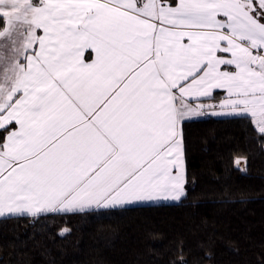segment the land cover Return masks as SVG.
<instances>
[{"label":"snow or ice","instance_id":"6c2138e0","mask_svg":"<svg viewBox=\"0 0 264 264\" xmlns=\"http://www.w3.org/2000/svg\"><path fill=\"white\" fill-rule=\"evenodd\" d=\"M206 112L264 151V0H0V222L179 201Z\"/></svg>","mask_w":264,"mask_h":264},{"label":"trees","instance_id":"16d2710c","mask_svg":"<svg viewBox=\"0 0 264 264\" xmlns=\"http://www.w3.org/2000/svg\"><path fill=\"white\" fill-rule=\"evenodd\" d=\"M183 133L180 201L8 219L0 222V264H169L180 258L181 241L189 264H260L264 151L257 134L230 117L186 120Z\"/></svg>","mask_w":264,"mask_h":264},{"label":"crops","instance_id":"0c3cea01","mask_svg":"<svg viewBox=\"0 0 264 264\" xmlns=\"http://www.w3.org/2000/svg\"><path fill=\"white\" fill-rule=\"evenodd\" d=\"M205 103H218V101H206ZM217 111H219V109H217ZM204 117H215V118H228V116H225V115H214L212 114L211 112H206L205 114H202L200 116H195V117H191L190 119H198V118H204ZM189 119V120H190ZM242 163V167L245 166V163H244V160L241 161ZM182 198V197H181ZM181 200V199H180ZM179 200V201H180ZM170 201H175V200H171V199H168V200H163V199H160V200H156V201H150V202H140L138 203L137 205H143V204H150V203H161V202H170ZM178 202V201H177ZM126 206H135V205H126ZM95 209V208H94ZM86 210H93V209H86ZM86 210H83V211H86ZM50 214V213H49Z\"/></svg>","mask_w":264,"mask_h":264},{"label":"rangeland","instance_id":"374dc122","mask_svg":"<svg viewBox=\"0 0 264 264\" xmlns=\"http://www.w3.org/2000/svg\"><path fill=\"white\" fill-rule=\"evenodd\" d=\"M240 165H242L241 161H240ZM170 202H177V201H170Z\"/></svg>","mask_w":264,"mask_h":264}]
</instances>
